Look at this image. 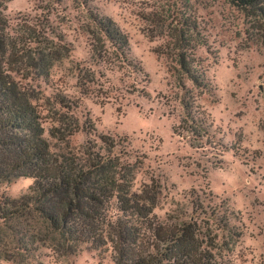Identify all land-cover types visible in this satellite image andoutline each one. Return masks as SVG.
<instances>
[{"label": "rangeland", "instance_id": "1", "mask_svg": "<svg viewBox=\"0 0 264 264\" xmlns=\"http://www.w3.org/2000/svg\"><path fill=\"white\" fill-rule=\"evenodd\" d=\"M188 1L207 40L196 50L206 69L199 89L187 79L178 85L168 59L154 52L161 25L147 20L181 0H8L3 13L10 26L19 17L43 16L69 44L68 57L47 79L24 81L35 90L32 104L51 150L64 147L50 136L59 115L77 120L78 131L64 134L72 153L88 140L100 144V134L120 139L114 151L123 149L127 161L138 163L134 188L149 178L160 184L153 209L159 220L196 223L218 263L264 264V55L259 44L245 40V17L228 0ZM90 16L113 20L127 36L130 66L92 62ZM77 63L105 75L100 80L108 99L97 90L80 94ZM60 98L70 110L57 103ZM182 100L208 114L212 138L200 147L173 131L185 113ZM32 183L30 177L1 179L0 209L27 195ZM43 252L25 263L0 258V264H113L109 251L83 249L66 262Z\"/></svg>", "mask_w": 264, "mask_h": 264}, {"label": "trees", "instance_id": "2", "mask_svg": "<svg viewBox=\"0 0 264 264\" xmlns=\"http://www.w3.org/2000/svg\"><path fill=\"white\" fill-rule=\"evenodd\" d=\"M7 1L0 0V180L30 177L33 183L27 195L0 209V258L25 263L48 250L54 262H66L90 249L109 251L113 264H221L203 244L196 223L157 218L153 209L160 184L149 178L134 188L138 163L127 161L123 149L114 151L120 139L100 134V144L88 140L72 153L64 134L78 131L77 120L59 115L50 136L64 147L50 149L32 104L35 90L24 81L47 79L70 47L43 16L19 17L10 26L3 13ZM228 2L245 17V40L259 44L264 55V0ZM147 20L161 25L156 29L162 41L154 52L168 59L178 85L187 79L197 89L204 87L206 69L196 50L207 40L189 1L158 16L153 12ZM86 32L92 62L131 65L127 36L113 20L90 16ZM73 72L80 94L97 90V97L108 99L100 80L104 74L80 63ZM57 103L70 110L63 98ZM182 105L184 116L173 131L200 147L212 138L208 114L193 102L182 100Z\"/></svg>", "mask_w": 264, "mask_h": 264}]
</instances>
